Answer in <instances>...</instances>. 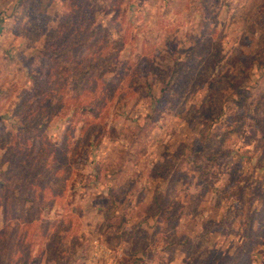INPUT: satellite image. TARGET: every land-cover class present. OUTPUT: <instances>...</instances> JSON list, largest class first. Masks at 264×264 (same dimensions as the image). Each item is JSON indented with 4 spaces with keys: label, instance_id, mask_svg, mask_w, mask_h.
Segmentation results:
<instances>
[{
    "label": "rangeland",
    "instance_id": "374dc122",
    "mask_svg": "<svg viewBox=\"0 0 264 264\" xmlns=\"http://www.w3.org/2000/svg\"><path fill=\"white\" fill-rule=\"evenodd\" d=\"M112 1L92 12L86 0H0V188L18 175L26 153L51 143L61 154L54 173L63 189L29 193V202L35 196L47 205L41 219L21 227L28 264H118L130 246L102 234L112 195L116 226L148 233L140 264H191L193 253L164 248L206 231L209 254L199 264H264V117L257 121L255 111L264 68L252 55L264 0ZM71 45L75 69L60 78L54 55ZM237 60L246 86L219 98ZM81 68L90 74L79 84ZM174 68L180 78L163 93ZM211 96L212 125L204 118ZM27 116L37 132L28 139L21 131ZM176 158L182 173L170 207L186 211L173 221L152 214ZM194 158L203 173L192 170ZM17 219L0 192V239ZM61 224L68 235L59 234ZM56 238L67 240L60 262L47 253Z\"/></svg>",
    "mask_w": 264,
    "mask_h": 264
},
{
    "label": "trees",
    "instance_id": "16d2710c",
    "mask_svg": "<svg viewBox=\"0 0 264 264\" xmlns=\"http://www.w3.org/2000/svg\"><path fill=\"white\" fill-rule=\"evenodd\" d=\"M87 6L91 9L92 12H98L102 11L104 9L109 8L113 1L112 0H86ZM244 15V14H243ZM245 18H247L244 15ZM77 49L75 45H71L67 47L65 50H58L54 55V62L58 67V74L60 75V78H62L65 75L70 74L75 69V61H74V54L76 53ZM252 55L255 60L258 61L259 66L261 68H264V28L263 33L258 41V43L255 46V49L252 52ZM89 67H94L93 64H91ZM234 67L238 70L237 73L233 76H228L223 78V82H220L217 87V93L218 97L222 98L224 91L229 90V87L234 88L235 90H238L240 88H243L246 86V76L245 70H244V63H241L240 61H236L234 63ZM181 68L173 69V72L170 74L169 78L164 79V89L163 93L172 91L173 85L176 84L178 79L180 78V72ZM78 79L79 84L84 83V76L86 74H90L89 69L81 68L78 72ZM163 75V74H161ZM62 80V86L60 88L61 92L64 93L66 91L67 85L65 81V77ZM86 81L89 80L88 78L85 79ZM84 81V82H83ZM245 81V82H244ZM77 84L76 86V93L82 92V87ZM220 90V91H219ZM222 90V91H221ZM208 103H211V105L208 108V114H205L204 118L208 121H210L211 125L214 121V119L217 117L215 116L217 113L214 108H212V105L215 103L214 96H211L207 98ZM218 100V99H217ZM221 101V100H219ZM242 102V101H241ZM255 111L257 112L256 119L260 122V119L264 117V93H262L259 96V100L256 104ZM79 109V108H78ZM83 110H88L92 112L94 110L93 106L84 105L82 107ZM222 109V107H221ZM80 110H78L79 112ZM73 120H70L72 122ZM32 119L29 118V116L25 119V124L21 131L23 134H25L26 139L28 137H36L37 132L34 131V127L31 124ZM79 123V122H78ZM77 125V123H76ZM208 127H210V124H207ZM237 129V127H236ZM209 130V129H205ZM0 135V142L1 136ZM208 148H210V144H206ZM51 146V147H50ZM51 143H48L45 145L44 149L39 153H26L24 156V159H26L25 163L21 164L20 170L18 172V175L11 178L9 181H7L1 188L0 192L4 193L6 196V201L8 208L12 215H16L18 217L17 220L13 221V223L8 227L7 234L3 236V238L0 239V247L2 252V258L4 264H28L29 263V257H28V246L25 245L21 239V227L23 226H32L37 220L41 219L42 213L44 209L46 208L47 204H42L39 200H37V195L44 194L47 189H50L53 193H58L60 190L63 189V184L59 181V178L55 176L54 172H57L60 166L61 161V154H58L56 151V148H54ZM197 154L201 155L203 158L212 157V155L209 153H204L203 151H199ZM196 154V155H197ZM179 158H176V160H173V164H175L178 161ZM52 160V161H51ZM207 162H211V158L208 160H204ZM8 163H13V161L8 160ZM191 165L193 166L192 170L203 173V169L205 166L203 165L202 160H191ZM167 166L170 167L168 176L165 178L167 182V189L164 192H161L162 190H157L153 197V203H154V212L153 216L161 217L162 219H170L175 220L180 218L182 214L185 213L186 210H180V212L173 213V210L171 209L170 205L173 203L174 199V190L178 186V181L180 179V173H182L181 166L180 168L175 165ZM166 167L162 168L160 170H155V176L163 177L165 173ZM158 178V177H156ZM34 192V201L29 202V193ZM117 198H115L114 195H112V198L110 199V202L108 204L106 214L104 216V227L102 228V234L106 235L107 241L109 244L119 245L124 242H127L130 246L127 255L120 260L118 264H140L141 257L145 255L146 253V237L148 236V233L146 231H143L141 229V225H134L130 228L122 229L121 225L116 226L114 221L118 218L117 214ZM194 206L193 207V213H197V207L199 206L198 202L193 201ZM192 213V214H193ZM22 222H20V220ZM212 226V225H209ZM61 229L59 231V234L62 233V235H68L69 229L68 227L64 226L63 224L60 225ZM117 227L116 231H113ZM208 236L209 232L206 231L204 233H201L200 236L197 238H191V237H185L183 240V237H179L178 240H174L171 242L170 245L167 246L169 249L172 248L174 245H177V249H182V251L186 253H193L192 257V263H198L203 259L207 258V255L209 254L207 244H208ZM67 240L63 239H57L54 240V244H48L47 245V253L50 260H55L57 262H60V260L65 256V252L67 249L61 245H63V242L65 243ZM79 241V239H78ZM74 245L76 246L77 241L74 240ZM189 244V246H188ZM172 250V249H170ZM142 262V261H141ZM191 263V264H192ZM200 263V262H199ZM198 263V264H199Z\"/></svg>",
    "mask_w": 264,
    "mask_h": 264
}]
</instances>
